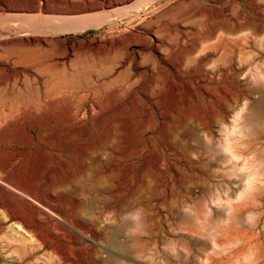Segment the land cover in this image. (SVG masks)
I'll return each mask as SVG.
<instances>
[{"label":"rangeland","instance_id":"1","mask_svg":"<svg viewBox=\"0 0 264 264\" xmlns=\"http://www.w3.org/2000/svg\"><path fill=\"white\" fill-rule=\"evenodd\" d=\"M119 1L48 0L54 11L0 16V30L39 28L33 49L0 33V117L16 118L0 124V264H264V134L239 133L264 95V0ZM83 3L103 7L71 11ZM105 12L112 20L96 21ZM97 145L110 158L84 193L78 175ZM33 197L60 207L61 224ZM8 207L52 250L20 236Z\"/></svg>","mask_w":264,"mask_h":264},{"label":"bare ground","instance_id":"2","mask_svg":"<svg viewBox=\"0 0 264 264\" xmlns=\"http://www.w3.org/2000/svg\"><path fill=\"white\" fill-rule=\"evenodd\" d=\"M14 2L12 3V4H4V3H2L1 1H0V16L2 17L3 15H5L6 16V14H9V15H7V17H9L11 14H13V13H15V12H19V13H24V12H31V11H36V10H38L39 8H40V6L41 5H44L45 6V10L46 11H48V12H51V11H54L55 9H56V7H55V9L54 10H50V8H48V0H41V3H40V1L39 0H13ZM97 1V0H96ZM134 1V0H133ZM5 2V1H4ZM124 2V1H123ZM132 2V1H131ZM137 2V1H136ZM49 3H51V1H49ZM54 3V2H53ZM89 3V2H88ZM119 3H121V0L119 1ZM139 3V2H138ZM84 4V3H83ZM121 4H123V3H121ZM125 4V3H124ZM128 4V3H127ZM136 4V3H135ZM51 5H52V3H51ZM108 5H111V4H108ZM107 5V6H108ZM118 5V4H117ZM133 5V4H132ZM66 6H67V4H66ZM106 6V5H105ZM106 6V7H107ZM124 6V5H123ZM134 6V5H133ZM52 7V6H51ZM74 7V6H73ZM73 7H72V5H71V11H94V10H97V9H99V8H101L102 9V4H84V5H81L80 7H77V8H74L73 9ZM111 7V6H110ZM122 7V6H121ZM124 7H126V6H124ZM129 7V6H128ZM54 8V7H53ZM60 8V7H59ZM62 8V7H61ZM67 8V7H66ZM108 8V7H107ZM64 9H65V7H64ZM113 9V8H112ZM124 9V8H123ZM122 9V10H123ZM62 10V9H61ZM60 10V11H61ZM67 10V9H66ZM109 10V9H108ZM111 10V9H110ZM117 10V9H116ZM57 11V10H56ZM55 11V12H56ZM59 11V12H60ZM63 11V10H62ZM61 11V12H62ZM119 11V10H118ZM134 11V10H133ZM63 12H65V11H63ZM108 12V11H107ZM111 12V11H110ZM131 12V11H130ZM4 13H6V14H4ZM95 13V12H94ZM106 13V12H105ZM113 13V12H112ZM124 13V12H123ZM91 14V13H90ZM107 14V15H106ZM105 15L103 14V16H101L100 18L99 17H97L98 18V20H96V19H94V20H96V21H100V20H102V21H100L99 23H104L105 21H110V20H112L111 18L113 17L112 16V14L111 13H106ZM100 15H102V14H100ZM5 16H3V18L2 19H4L5 20ZM94 16H96V15H94ZM99 16V15H98ZM120 16V15H119ZM115 18V17H114ZM8 20V19H7ZM92 21V20H91ZM9 22V21H8ZM3 23V22H2ZM91 23H94V22H91ZM91 23L89 24V25H91ZM7 25V24H6ZM88 25V26H89ZM95 25V24H94ZM96 26V25H95ZM2 27V26H1ZM95 28V27H94ZM39 28H37V26H33V25H30V26H24V25H21V26H15L13 23L12 24H10L9 23V25H7L6 26V28H4V29H2L1 28V30H0V33H2L3 35H5V36H7L6 38H12V40H13V44L15 43V41H14V39H15V37H24V38H22L20 41H18L17 43L19 44V45H21V46H28V47H30V48H32V47H34L35 46V44L39 41V39H38V37L37 36H39V35H37V30H38ZM42 29V28H41ZM49 30V29H48ZM46 31V30H45ZM132 34V33H131ZM37 35V36H36ZM134 36H135V34H134ZM137 36V35H136ZM139 36V35H138ZM13 37H14V39H13ZM140 37V36H139ZM5 38V39H6ZM10 38V39H11ZM18 39V38H17ZM129 39V38H128ZM126 41V40H125ZM127 42V41H126ZM130 42V41H129ZM11 43V42H10ZM142 43H143V41H142ZM17 44V45H18ZM124 44H125V42H124ZM136 44V43H135ZM139 44V43H138ZM15 45V44H14ZM105 45V44H104ZM91 47V46H90ZM29 48V49H30ZM98 48V47H97ZM103 48V47H102ZM109 48V47H108ZM33 49V48H32ZM95 49V48H94ZM91 50V49H90ZM223 50H225V47H223ZM101 51V50H100ZM98 52V51H97ZM117 52V51H116ZM149 52V51H148ZM107 53V52H106ZM114 53V52H113ZM123 53V52H122ZM138 53V52H137ZM123 55V54H122ZM140 55V54H139ZM127 56H128V54H127ZM115 57V56H114ZM131 58V57H130ZM20 61V60H19ZM18 61V62H19ZM131 61V60H130ZM21 63L23 62V61H20ZM19 62V63H20ZM26 64L27 63H29V61H27V62H25ZM213 64V63H212ZM128 66H129V64H128ZM212 66H214V64L212 65ZM88 68V67H87ZM91 69V68H90ZM94 69V68H93ZM127 70H129V69H127ZM131 71V70H130ZM93 72V71H92ZM100 72V71H99ZM128 71H126V73H127ZM221 72V71H220ZM27 73V75H29V72L27 71L26 72ZM97 73V72H96ZM73 74V73H72ZM223 74V73H222ZM212 75V74H211ZM210 76V75H209ZM121 77V76H120ZM205 77H206V75H205ZM117 78V77H116ZM122 78V77H121ZM220 78V77H219ZM225 79V78H224ZM210 80V79H209ZM92 81H94V80H92ZM94 84H96V83H94ZM103 84V83H102ZM226 85V84H225ZM207 86V85H206ZM129 87V86H128ZM131 87V86H130ZM214 88H216V87H214ZM224 88V87H223ZM125 89H127V88H125ZM227 90L228 89H225L224 88V90H222L223 91V94L224 95H226V96H228V93L229 92H227ZM208 91V90H207ZM93 92V91H92ZM98 92V91H97ZM90 93V92H89ZM124 93V92H123ZM95 94V93H94ZM122 94V93H121ZM120 94V95H121ZM15 95L16 94H14V95H12V97L13 98H15L14 100H17L16 99V97H15ZM90 95V94H89ZM125 95V94H124ZM217 95V94H216ZM86 96V95H85ZM19 97V96H18ZM17 97V98H18ZM94 97V96H93ZM92 97V98H93ZM218 97V96H217ZM222 98H224L223 100H225L226 98L225 97H223V95H222ZM11 113V112H10ZM19 114V113H18ZM23 115V114H22ZM3 116H5V115H3ZM3 116H1V117H3ZM0 117V118H1ZM13 117V115H12V113H11V115H9V114H6V116H5V118H4V120L3 121H0V124L1 123H4V121H6L7 119V122L8 123H12V122H14L15 121V119L16 118H14L15 117V115H14V117ZM66 117V116H65ZM68 117V116H67ZM71 116H69V118H70ZM243 118V121H242V127H240L241 128V130L239 131V133H246L247 134V136H250V137H252V136H260V135H263L264 134V95H263V97H262V99L261 100H259L258 102H256L253 106H251L249 109H248V111L246 112V114L242 117ZM241 118V119H242ZM6 123V122H5ZM75 123V122H74ZM78 124H79V122H77ZM7 124V123H6ZM78 124H75V125H77L78 126ZM72 125H73V123H72ZM74 128V127H73ZM110 143V142H109ZM111 144V143H110ZM100 146V145H99ZM98 145H97V147H94L93 149H91V152H90V154H89V157L85 160L86 162H87V164H86V162H84L85 163V165L86 166H84V163H83V173H82V175H78L79 177H78V179L77 180H79V181H81V182H79L80 183V187H81V189H82V191H84V193L86 192V187H88V185L86 186L85 185V182L86 181H89L90 183L92 182V184H89V185H93V183L95 182V180L97 179V175H95V172L101 167V165L102 164H104L103 163V161H104V157H108V158H110V151H109V146H108V148H107V146L104 148V147H99ZM102 146V145H101ZM110 146H112V145H110ZM91 148V147H90ZM90 148H89V150H90ZM114 148V147H113ZM80 149V148H79ZM83 150H87L88 148H86V147H84V148H82ZM80 151H81V149H80ZM79 151V152H80ZM84 151V152H85ZM112 152V151H111ZM264 152V151H263ZM87 153H89V152H86L85 154H87ZM88 155V154H87ZM259 157L260 158H263L264 159V154H261V153H259ZM86 158V157H85ZM111 161V160H110ZM264 165V164H263ZM263 172H264V169H263ZM80 174V173H79ZM106 175V174H105ZM95 176H96V178H95ZM103 177V176H102ZM239 177V176H238ZM76 180V179H75ZM98 181V180H97ZM100 181V180H99ZM104 182V181H103ZM77 183V182H76ZM86 183H88V182H86ZM96 183V182H95ZM98 183V182H97ZM96 183V184H97ZM243 183H245L246 184V182H243ZM96 184H95V186H96ZM100 184V183H99ZM99 184H97V186L99 185ZM21 185V184H20ZM25 185V184H24ZM65 185H67V184H65ZM71 185V184H70ZM70 185H68V186H70ZM74 186H75V182H74V184H73ZM101 185V184H100ZM100 185L98 186V187H100ZM105 185V184H104ZM23 186V185H22ZM28 186V185H27ZM67 186V187H68ZM74 186H72V190L74 189ZM78 186V183H77V185L75 186V188ZM86 186V187H85ZM248 186V185H247ZM8 187V186H7ZM21 186H19V189H18V187H17V189L18 190H22V188H20ZM25 187V186H24ZM66 187V188H67ZM79 187V186H78ZM77 187V188H78ZM79 187V188H80ZM93 187V186H92ZM98 187H96L97 189H102V188H98ZM245 187V186H244ZM10 188V187H9ZM28 188V187H27ZM95 188V189H96ZM245 188H247V187H245ZM13 189H15L16 190V188H13ZM12 189V190H13ZM30 189V188H29ZM91 189V188H90ZM94 189V188H93ZM92 189V190H93ZM96 189V190H97ZM11 190V191H12ZM70 188H68V190L67 189H62L61 191H60V193H61V195H63L62 197H63V199H66V197L67 196H69V198L71 199V200H69L70 202H71V204H77V203H80V202H82L81 200H80V202H78V200H76V198H79L80 196H78L77 194H78V192H75L74 190V192H72V193H77L76 195H77V197L76 196H73L72 194H71V192H70ZM78 190V189H77ZM14 191V190H13ZM79 191V190H78ZM95 191V190H94ZM93 191V192H94ZM22 192L25 194V195H27V196H31V194L29 193V192H34V191H27V189L25 190V189H23L22 190ZM91 192V191H90ZM100 192H102L101 190H100ZM16 193H17V190H16ZM19 193V192H18ZM17 193V194H18ZM21 193V192H20ZM23 193H21L20 195H22V196H24V194ZM99 192H98V190H97V194H98ZM49 194V196H50V193H48ZM47 194V195H48ZM79 194H81L80 193V191H79ZM19 195V194H18ZM20 195H19V198H20ZM32 195L34 196V194L32 193ZM36 195V194H35ZM83 195V194H82ZM93 195H95V193L93 194ZM37 196V195H36ZM84 196V195H83ZM101 197H102V195H100ZM104 196V195H103ZM24 197H26V196H24ZM40 197V196H39ZM76 197V198H75ZM31 198H32V196H31ZM41 198V197H40ZM68 197H67V199H69ZM95 198V197H94ZM104 198V197H103ZM24 200H25V198H23ZM23 199H21L20 200V202L21 201H23ZM27 199V198H26ZM35 200V202H37V204L38 205H35L36 203L34 202V200ZM33 199H31V200H33V201H31L30 200V202H32V204L33 203H35L34 205L35 206H38V208H40V209H42L41 207H43L44 209L43 210H41L44 214H46L45 212H47L48 213V216L49 217H57L60 213H61V209H60V207H53V208H45L44 206L46 205L44 202V204L43 203H41L40 202V200L39 199H37L36 197H33ZM91 199V198H90ZM97 199V198H96ZM106 199V198H105ZM25 201H27V200H25ZM24 201V202H25ZM29 202V201H28ZM18 203V202H17ZM26 203V202H25ZM25 203L24 204H22V208H21V210H24V207L23 206H25ZM19 204V203H18ZM21 204V203H20ZM28 205H29V203H28ZM39 205L41 206V207H39ZM44 205V206H43ZM79 205V208H80V204H78ZM78 205H74L75 206V208H76V206H78ZM124 205V204H123ZM6 206V205H5ZM5 206H4V208H5ZM18 206H21V205H18ZM27 206V205H26ZM25 206V211H26V208L27 207H29V206H27L26 207ZM31 206V205H30ZM47 206H48V204H47ZM61 206V205H60ZM32 208H34L35 209V207L32 205L31 206ZM71 207H72V205H71ZM9 208V207H8ZM37 208V209H38ZM78 208V207H77ZM84 208V206L82 207L81 206V208H80V210H82ZM3 209V208H2ZM28 209V208H27ZM40 209H38V210H40ZM63 209V208H62ZM72 209H74V208H72ZM85 209V208H84ZM115 209V208H114ZM11 210H13V209H11ZM11 210H10V208L8 209V211H6V218H7V220L8 221H12V224H17V225H12V227L14 226L15 228L17 227V228H19V231H21L20 233L18 232V234L20 235V236H26V235H29V234H31V233H33L34 232V234H32L33 236H36V238H37V240H39V242L38 243H40V244H42V245H47V246H50L49 244H51V243H49L48 241H47V239H45V237L46 236H42L43 235V233H38V231L36 230V227L37 226H39V225H34V224H32V223H29V222H27L26 220H24L25 219V215H23V214H25V213H27V211L29 212L30 211V209L29 210H27L25 213H23L22 214V217H21V213H19L20 212V210H19V214L20 215H16V214H14V213H12L11 212ZM87 210V209H86ZM32 211V210H31ZM76 211V210H75ZM78 211V210H77ZM115 212H116V210H114ZM113 211V212H114ZM117 211H119V210H117ZM124 211V210H123ZM122 211V212H123ZM128 211H130V210H128ZM15 212V211H14ZM79 212V211H78ZM81 212V211H80ZM79 212V213H80ZM84 212H85V210H84ZM112 212V213H113ZM121 211H120V213H122ZM131 212V211H130ZM133 212V211H132ZM132 212H131V214H132ZM134 212H135V210H134ZM140 212V211H139ZM33 213V217H35L36 218V216L35 215H37L38 216V214H35L34 212H32ZM37 213H39V212H37ZM43 213L41 214V215H43ZM76 213V212H75ZM106 213V212H105ZM107 213H108V211H107ZM119 213V214H120ZM129 213V212H128ZM138 213V212H137ZM28 214V213H27ZM35 214V215H34ZM39 214V215H40ZM63 214H64V212H63ZM78 214V213H77ZM4 215V214H3ZM108 215H110L109 213H108ZM113 215H114V213H113ZM112 215V216H113ZM120 215H122V214H120ZM138 215V214H137ZM5 216V215H4ZM45 216H47V215H45ZM61 216V215H60ZM104 216H107L106 214L104 215ZM117 216H118V213H117ZM129 217L130 215L129 214H127V211H126V214H125V217ZM131 216H133V214L131 215ZM130 216V217H131ZM23 217H24V219H23ZM38 217H44V216H38ZM37 217V219H39V221H42V220H40V218H38ZM56 217L55 218H51V219H56ZM76 217V216H75ZM115 217H116V215H115ZM122 217V216H121ZM124 217V216H123ZM124 217V218H125ZM6 218H5V221H6ZM35 218H32L33 220L35 219ZM41 218V219H42ZM45 218V217H44ZM47 219H48V217H46ZM45 218V219H46ZM68 218L67 216H65V214L63 215V219H61V220H64V221H66V219ZM70 218V217H69ZM68 218V219H69ZM73 218V217H72ZM103 218V217H102ZM111 218V217H110ZM116 218H118V217H116ZM115 218V219H116ZM132 218V217H131ZM30 219L31 218H27V220L28 221H30ZM45 219H44V221H45ZM59 219H60V217H59ZM107 219L108 218H106V223H108L107 222ZM112 219H114V217L112 218ZM122 221L124 220L123 218H120ZM127 220H128V218H126ZM133 219V218H132ZM57 220V219H56ZM60 220V221H61ZM70 220V219H69ZM103 220H105V217H104V219ZM14 221V222H13ZM51 221V220H50ZM54 221V220H53ZM53 221H52V223H53ZM58 221V223H60L61 224V222H59V220H57ZM63 221V222H64ZM108 221H109V219H108ZM119 221V220H118ZM117 221V222H118ZM33 222V221H32ZM38 221H36V223H37ZM72 222H73V220H72ZM71 221H70V224H68L67 222H66V224H68V225H71V224H73L74 226H80V228H82V229H85L83 226H81V225H79L78 224V222H75V223H72ZM110 222H112V223H110ZM114 221L113 220H110L109 221V225L110 226H112V224H115V223H113ZM125 222V221H124ZM126 222H128V221H126ZM120 223V225H118L117 227H114V229L116 230V231H119L118 233L120 234V232H126L125 230L127 229V226H128V224L127 223ZM7 223V222H6ZM10 223V222H9ZM8 223V224H9ZM47 223V222H46ZM65 223V222H64ZM105 223V222H104ZM103 223V224H104ZM119 223V222H118ZM132 223V222H131ZM42 224H44V222L42 223ZM63 224V223H62ZM102 223H101V225H103ZM35 227H34V226ZM45 225V224H44ZM47 225V224H46ZM49 225H51L50 224V222H49V224H48V226ZM53 225H54V223H53ZM52 225V226H53ZM67 225V226H68ZM105 225V224H104ZM133 225V224H132ZM98 226V225H97ZM96 226V227H97ZM113 226H115V225H113ZM11 227V226H10ZM13 227V228H14ZM50 227V226H49ZM56 227V226H55ZM54 227V229L53 230H55L56 228ZM71 227V226H70ZM88 227H90V226H88ZM87 227V228H88ZM96 227H95V229H96ZM100 226H98L97 228H99ZM102 227V226H101ZM20 228H21V230H20ZM51 228V227H50ZM59 228V227H58ZM75 228V227H74ZM103 229H104V227H102ZM107 228H108V226H107ZM112 227H110V229H111ZM38 229V228H37ZM89 229H91V228H89ZM89 229H87V230H89ZM100 229V228H99ZM103 229H102V231H103ZM109 229V228H108ZM107 229V230H108ZM109 229V232L111 231ZM14 230H16V229H14ZM39 230V229H38ZM49 230H51V229H49ZM48 230V231H49ZM52 230V231H53ZM86 230V229H85ZM86 230V231H87ZM94 230V229H93ZM106 230V229H105ZM106 230V231H107ZM41 231V230H40ZM48 231H47V233H48ZM91 231V230H90ZM105 231V232H106ZM16 232V231H15ZM51 232V231H50ZM49 232V233H50ZM57 232V231H56ZM79 232V231H78ZM85 232V231H84ZM97 232H101V231H97ZM112 232H115V231H112ZM17 233V232H16ZM46 233V234H47ZM55 233V232H54ZM91 234L90 235H94V232H90ZM96 233V232H95ZM102 233V232H101ZM108 233V231L106 232V234ZM42 234V235H41ZM45 234V233H44ZM45 234V235H46ZM51 234V233H50ZM57 234V233H56ZM100 233H98L97 235H99ZM106 234H105V236H106ZM111 234H113V233H111ZM127 234V233H126ZM108 235V234H107ZM104 236V235H103ZM104 236V237H105ZM123 236V235H122ZM125 236V235H124ZM29 237V236H28ZM50 237V236H49ZM71 237V236H70ZM98 237H100V236H98ZM97 237V238H98ZM112 237V239L114 238L113 236H111ZM125 237H127V236H125ZM25 238V237H24ZM30 238H31V236H30ZM35 238V239H36ZM47 238V237H46ZM51 238V237H50ZM116 238V237H115ZM120 238H122V237H120ZM108 239H109V237H108ZM112 239H111V241H112ZM51 240H53V239H49V241H51ZM55 240V239H54ZM69 240V239H68ZM122 240H123V238H122ZM70 241V240H69ZM117 241V240H116ZM120 241V240H119ZM26 242V241H25ZM25 242L23 243V244H25ZM109 242V241H108ZM123 242V241H122ZM125 242H126V240H125ZM27 243V242H26ZM30 243V242H29ZM96 243V242H95ZM112 243H115L114 241H112ZM21 244V243H20ZM97 244V243H96ZM109 244H110V242H109ZM124 244V243H123ZM22 245V244H21ZM114 245V244H113ZM116 245V244H115ZM118 245V244H117ZM53 246V245H52ZM112 246V245H111ZM51 247V246H50ZM54 247V246H53ZM113 247V246H112ZM56 248V247H55ZM54 248V249H55ZM46 249H49V248H47L46 247ZM53 249V250H54ZM51 250H52V247H51ZM54 251H56V250H54ZM53 251V252H54ZM58 252V251H57ZM61 252H62V250H61ZM60 252V253H61ZM59 253V255H62V254H60ZM67 257V256H66ZM65 257V258H66ZM117 259H118V257H117ZM115 257H112V256H110L109 258H108V262H109V264H120L119 263V261L117 260ZM61 260H62V257H61ZM66 260V259H65ZM64 261V260H63Z\"/></svg>","mask_w":264,"mask_h":264}]
</instances>
